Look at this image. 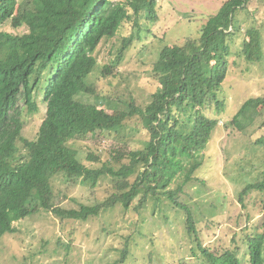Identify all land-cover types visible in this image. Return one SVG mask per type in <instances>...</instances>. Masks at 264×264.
I'll return each mask as SVG.
<instances>
[{"label": "trees", "instance_id": "obj_1", "mask_svg": "<svg viewBox=\"0 0 264 264\" xmlns=\"http://www.w3.org/2000/svg\"><path fill=\"white\" fill-rule=\"evenodd\" d=\"M253 1L224 0L201 26L198 37L183 44L159 45L153 62L159 85L151 102L143 108L132 102L124 109L112 105L109 112L103 106L110 103L107 100L98 105L75 99L78 92L93 91L87 84L97 69L93 52L102 39L115 35L124 20L134 21L136 26L143 16L154 21L157 0H0V22L27 28L18 34L0 30V238L16 230L15 221L41 209L59 218L86 220L117 203L127 209L138 196L141 204L150 195L156 202L168 199L185 213L184 227L202 252L201 264H242L237 248L221 247L212 253L203 247L194 214L176 198L203 164L198 152L217 123L203 110L211 101L219 109L223 107L218 95L228 72L231 45L240 41L235 38L238 32L242 37L235 54L250 63H264V21L243 26L238 17ZM130 39L124 41L122 51ZM40 92L44 116L29 140L20 135L19 103L22 100L29 110L36 109L34 93ZM263 113L264 97H249L231 122L242 130ZM136 114L147 136L144 147L117 150L102 168L85 166L69 145L76 138L116 130ZM17 140L23 143L24 153ZM255 143L264 150V136ZM125 156H129L127 163ZM112 164L120 167L114 169ZM57 174L81 177L92 185L109 174L116 191L97 204L63 208L54 202L51 183ZM133 174L134 179L128 180ZM253 190L264 192L263 172L240 191V201ZM244 238L245 264H264V231L254 229ZM127 253L125 247L121 258L112 264L124 262Z\"/></svg>", "mask_w": 264, "mask_h": 264}, {"label": "rangeland", "instance_id": "obj_2", "mask_svg": "<svg viewBox=\"0 0 264 264\" xmlns=\"http://www.w3.org/2000/svg\"><path fill=\"white\" fill-rule=\"evenodd\" d=\"M223 1L157 0L154 21L143 16L136 26L134 21L124 20L115 35L102 39L93 52L97 69L87 83L93 91L78 92L75 99L98 105L107 100L110 103L104 102L103 106L109 112L113 111L112 105L124 109L130 102L145 107L159 85L153 72L159 45L183 44L188 38L198 37L201 26ZM248 7L247 11L239 12L241 25L264 21V0H254ZM0 30L18 34L27 28H13L8 22H0ZM241 37L238 32L235 38L241 41ZM127 38H131L130 43L122 51ZM240 41L231 45L228 56V72L222 94L218 95L223 107L219 109L211 101L203 110L207 117L217 120L206 146L198 152L203 164L194 179L178 192L176 200L188 205L194 214L203 247L212 253L221 251V247L235 251L237 248V255L245 264V234L254 229L264 231V192L250 191L243 202L239 194L246 184L264 173V150L255 143L264 136V116H257L242 130L231 120L245 99L264 97V63H250L238 57L235 52ZM34 96V110L24 106L22 100L19 103L20 135L29 140L36 134L45 108L42 92ZM146 139L136 114L126 118L116 130L76 138L69 145L85 166L102 168L115 151L142 149ZM17 144L24 153L23 143L17 140ZM128 160L129 156L123 159L125 163ZM134 177L135 174L128 180ZM113 180L105 174L92 185L81 177L72 179L57 174L51 183L54 202L63 208L97 204L116 191ZM172 186L175 189L177 183ZM139 200L140 196L127 209L117 203L86 220L59 218L50 211L38 210L15 221L16 230L0 238V264H112L121 258L125 247L128 255L117 264H201L202 252L184 227L185 213L164 197L159 202L150 195L141 204Z\"/></svg>", "mask_w": 264, "mask_h": 264}]
</instances>
